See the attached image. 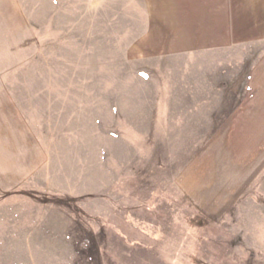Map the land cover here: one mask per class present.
<instances>
[{
	"label": "rangeland",
	"instance_id": "rangeland-1",
	"mask_svg": "<svg viewBox=\"0 0 264 264\" xmlns=\"http://www.w3.org/2000/svg\"><path fill=\"white\" fill-rule=\"evenodd\" d=\"M151 3L0 0V91L26 130L1 169L0 264H264L260 130L247 158L227 144L253 122L249 50L162 54ZM215 137L258 165L217 221L180 186Z\"/></svg>",
	"mask_w": 264,
	"mask_h": 264
},
{
	"label": "crops",
	"instance_id": "crops-1",
	"mask_svg": "<svg viewBox=\"0 0 264 264\" xmlns=\"http://www.w3.org/2000/svg\"><path fill=\"white\" fill-rule=\"evenodd\" d=\"M148 6L150 20L147 36L142 41L145 43L151 39H159L160 43H154V47H158L162 54L216 49L221 55L231 50H249L252 61L246 78L245 96L248 98L244 102L248 105L246 109L239 107L236 112L241 109L246 111L242 113L253 116V122L248 126L243 125V120L230 122V129H242L243 134L239 132L237 139H233V136L227 138L228 145L244 144V156L247 158L248 145L256 143L255 140L251 141L254 133L250 137V131L246 130L249 126L253 130H260V144H264V0H153ZM2 92L0 91V175L1 169L16 165L14 161L17 155L10 145L22 144L26 140L25 125L22 123L24 120L18 106ZM13 126L14 132L6 131ZM215 140V146L209 145L186 168L180 177V186L194 207L217 221L230 208L234 194L243 192L249 185L251 176L256 177L258 165H253L254 168L244 166L243 170L241 167L234 168L233 162H226L224 158L225 149L219 146L224 144L223 138L215 137ZM22 145L24 149V144ZM263 161L264 158L262 163ZM20 168L23 169L21 173L25 174V167ZM3 175L15 174L7 171Z\"/></svg>",
	"mask_w": 264,
	"mask_h": 264
}]
</instances>
